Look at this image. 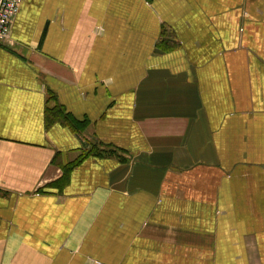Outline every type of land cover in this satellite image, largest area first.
Wrapping results in <instances>:
<instances>
[{
    "label": "crops",
    "instance_id": "obj_1",
    "mask_svg": "<svg viewBox=\"0 0 264 264\" xmlns=\"http://www.w3.org/2000/svg\"><path fill=\"white\" fill-rule=\"evenodd\" d=\"M0 264H264V0H21Z\"/></svg>",
    "mask_w": 264,
    "mask_h": 264
},
{
    "label": "built area",
    "instance_id": "obj_2",
    "mask_svg": "<svg viewBox=\"0 0 264 264\" xmlns=\"http://www.w3.org/2000/svg\"><path fill=\"white\" fill-rule=\"evenodd\" d=\"M20 2L21 0H0V44L9 38L11 24L19 11Z\"/></svg>",
    "mask_w": 264,
    "mask_h": 264
},
{
    "label": "trees",
    "instance_id": "obj_3",
    "mask_svg": "<svg viewBox=\"0 0 264 264\" xmlns=\"http://www.w3.org/2000/svg\"><path fill=\"white\" fill-rule=\"evenodd\" d=\"M51 120L53 123H59L62 126L68 127L74 133H80L87 127V122H78L70 115L65 114L61 108H56L52 111ZM74 165H70V167H68V170L72 169Z\"/></svg>",
    "mask_w": 264,
    "mask_h": 264
}]
</instances>
